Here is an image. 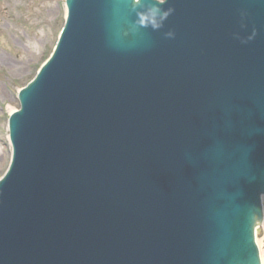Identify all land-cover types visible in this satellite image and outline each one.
<instances>
[{
    "label": "water",
    "instance_id": "water-1",
    "mask_svg": "<svg viewBox=\"0 0 264 264\" xmlns=\"http://www.w3.org/2000/svg\"><path fill=\"white\" fill-rule=\"evenodd\" d=\"M67 6L10 118L0 264H263L264 0Z\"/></svg>",
    "mask_w": 264,
    "mask_h": 264
},
{
    "label": "rangeland",
    "instance_id": "rangeland-1",
    "mask_svg": "<svg viewBox=\"0 0 264 264\" xmlns=\"http://www.w3.org/2000/svg\"><path fill=\"white\" fill-rule=\"evenodd\" d=\"M65 17V0H0V177L12 158L7 119L19 88L54 47ZM257 236L264 264V220Z\"/></svg>",
    "mask_w": 264,
    "mask_h": 264
}]
</instances>
